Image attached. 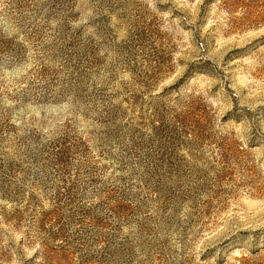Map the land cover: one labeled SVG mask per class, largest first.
<instances>
[{"label": "rangeland", "instance_id": "obj_1", "mask_svg": "<svg viewBox=\"0 0 264 264\" xmlns=\"http://www.w3.org/2000/svg\"><path fill=\"white\" fill-rule=\"evenodd\" d=\"M0 187V264H264V0H0Z\"/></svg>", "mask_w": 264, "mask_h": 264}, {"label": "trees", "instance_id": "obj_2", "mask_svg": "<svg viewBox=\"0 0 264 264\" xmlns=\"http://www.w3.org/2000/svg\"><path fill=\"white\" fill-rule=\"evenodd\" d=\"M167 62H168V59H166L165 63L163 65H161L160 67H158V69H156L152 74L148 75V79L141 84L142 88L144 89V91L146 93H150L152 91V88L156 85L157 81L166 72H168V68L170 66L168 67ZM134 97L136 99L135 102H137L138 96H134ZM0 192H2V191H0Z\"/></svg>", "mask_w": 264, "mask_h": 264}]
</instances>
